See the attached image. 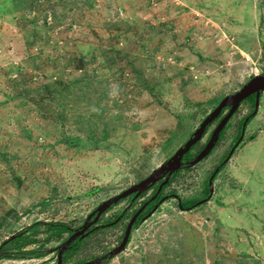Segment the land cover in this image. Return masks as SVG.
Segmentation results:
<instances>
[{
    "label": "rangeland",
    "instance_id": "1",
    "mask_svg": "<svg viewBox=\"0 0 264 264\" xmlns=\"http://www.w3.org/2000/svg\"><path fill=\"white\" fill-rule=\"evenodd\" d=\"M260 73L264 0H0V244L21 231L32 242L9 250H47L0 264H57L68 232L48 222L82 226ZM249 100L201 159L170 176L123 250L97 264H264V91L254 110ZM236 141L211 195L182 209ZM154 183L110 204L100 219L112 223L62 264L108 254Z\"/></svg>",
    "mask_w": 264,
    "mask_h": 264
},
{
    "label": "water",
    "instance_id": "2",
    "mask_svg": "<svg viewBox=\"0 0 264 264\" xmlns=\"http://www.w3.org/2000/svg\"><path fill=\"white\" fill-rule=\"evenodd\" d=\"M264 89V73L255 74L252 76L243 86L235 91L231 95H225L223 96L220 101L216 104V106L207 113L204 118L201 120L199 125L196 127V129L193 131L191 136H189L185 142L169 157L163 164H161L159 167L155 168L149 175L145 176L143 179L139 180L135 184H132L131 186L125 188L120 193L111 196L110 198L104 200L101 202L96 208L90 212V214L87 216L85 223L82 225V227L79 229L74 230L70 236L64 241L62 247L59 250L58 254V262L57 264H62V251L67 247V245L74 240L77 236L82 235L85 231V229L92 223L98 220L100 214L105 211L110 204L117 202L118 200L126 197L130 193L136 192L137 194L143 191L145 188H147L151 183L157 181L162 177V174L167 171V175L165 179L160 183L158 190L161 189L162 185L165 184L171 173L177 169H179L185 161H183L182 157L183 155L190 149V147L199 141L205 132L206 126L210 124L216 117L219 116V114L222 112V109L226 105H231L228 112L225 114V116L220 120L217 127L214 129L211 138L209 141L205 144V146L200 150V152L195 156L193 159L190 160V162H197L199 159H201L214 145L218 133L221 130V127L225 124V122L228 120L230 116L236 111L238 106L240 105V102L247 97L249 94L255 92L256 93V107L259 103V97H260V91ZM210 182H212V177L210 178ZM212 193V189H211ZM145 204L141 206L132 216V218L129 220L124 236L122 238V241L114 247L112 250L109 251V254H113L116 252L121 251L125 245L127 244L129 240V236L131 233V229L133 226L134 221L136 220L137 215L139 212L144 208ZM156 208V206H155ZM94 218L92 221L88 222L90 217L94 214ZM107 254H104L102 256H99L97 258H94L92 260L86 261L81 264H97L98 262L102 261L104 257H106Z\"/></svg>",
    "mask_w": 264,
    "mask_h": 264
},
{
    "label": "trees",
    "instance_id": "3",
    "mask_svg": "<svg viewBox=\"0 0 264 264\" xmlns=\"http://www.w3.org/2000/svg\"><path fill=\"white\" fill-rule=\"evenodd\" d=\"M252 115H253V113L250 114L249 117H247V118H250ZM241 126H242V123H241L240 127ZM207 128H208V126H206V129ZM195 144H193L190 147V149L185 153V156L187 158H192V157H194L197 154V151L199 150L200 147L195 152H191L192 151V148L194 147ZM229 153L231 154V151ZM227 154L222 158V160L220 161V163L217 165V168L216 169H219V167L221 168L223 165H225L226 158L229 157V155H230V154H228V155ZM216 171L213 172V174L211 176L212 178L216 174ZM170 181H171V179L169 180V182ZM208 181H209V179H208ZM206 187H207L206 192H205V194H204V196L202 198H200V199H193L191 201H182V202H180V205H182V209L193 208L196 205H198L199 202H202L203 200L207 199L211 195V189H210L211 182H206ZM162 189H163V187H162ZM162 189H160V190H162ZM160 196H162V195H160V191L158 190L157 187H155V189L153 191V194H152V198H154V199H152L150 201V203H153L154 201L158 200L160 198ZM163 197L164 196H162L161 198H163ZM141 220L142 219L139 218L137 221L134 222V224L141 222ZM47 224H48V227L51 229L52 233H57V234L59 233V234H61L63 232H68L67 238H68V236H69L70 233L74 232V230H76L77 228H80L81 227V226H79V227H76V228H70L68 226V224H66L64 222H48ZM95 231H97V230H95ZM18 234H20V235H18ZM21 236H24V235H22V233L20 231L19 233H17L15 235H13L11 237H8L5 240H3V242H1V244H0V256H4V257L14 256V257H17L18 258V257H22V256H24V257H29V256L30 257H40V256H43V255L46 254V252H47L46 249H40V250L32 249V250H28V253L26 252V254L25 253H21L22 251L20 252V250H17V248L14 251H13V249H10L9 250L10 247H9L8 243L15 242L17 239H18L17 241H21L23 243V246H25L28 242H32V240L30 239L29 235L28 236L25 235V237H23V238H21ZM85 237H87V236H85V233H83L82 235L77 236L74 240H72L67 245V247L62 251V263L67 259V255L68 254H71L73 251H75L77 249V245L79 244L78 241L79 240L81 241ZM14 245H15V247H17L16 242L14 243ZM23 246H21V247H23ZM68 251H70V252H68ZM85 259L86 258L80 259V261L77 262V263L80 264V263L84 262ZM104 261H107V258H105Z\"/></svg>",
    "mask_w": 264,
    "mask_h": 264
},
{
    "label": "flooded vegetation",
    "instance_id": "4",
    "mask_svg": "<svg viewBox=\"0 0 264 264\" xmlns=\"http://www.w3.org/2000/svg\"><path fill=\"white\" fill-rule=\"evenodd\" d=\"M250 79V78H249ZM248 79V80H249ZM247 80V81H248ZM246 83V82H245ZM244 83V84H245ZM240 89V88H239ZM264 91V89H262L261 91H260V97H261V94H262V92ZM249 97H253V100H254V103H253V106H252V110H254V108H256V93L255 92H253V93H251V94H249L247 97H245L241 102H243L244 100L246 101V100H248V101H250L249 100ZM260 97H259V102H260ZM220 101V100H219ZM218 101V102H219ZM217 102V103H218ZM240 102V103H241ZM259 104V103H258ZM216 106V105H215ZM214 106V107H215ZM230 104L229 105H226L223 109H222V112L220 113L221 114V117L218 119V121H217V124H215V126L210 130V132H209V134H208V136H207V138H206V140H205V142L200 146V148H199V150L197 151V154L200 152V150L205 146V144L209 141V139L211 138V135H212V133H213V131H214V129L217 127V125L219 124V122H220V120L225 116V114L228 112V110L230 109ZM234 113H235V111H234ZM233 113V114H234ZM232 114V115H233ZM250 114H252V112H249L247 115L249 116ZM231 117V116H230ZM204 118V117H203ZM217 118V117H216ZM215 118V119H216ZM247 118V117H246ZM246 118H245V120H246ZM214 119V120H215ZM249 119V118H248ZM213 120V121H214ZM212 121V122H213ZM207 126H209V124L207 125ZM241 127H242V129H241ZM241 127H239V132H238V136H237V141L238 140H240L241 139V137L243 136V134H244V129H245V124H242V126ZM206 131V130H205ZM221 133V130H220V132L218 133V134H220ZM191 136V135H190ZM218 138V137H217ZM217 140V139H216ZM237 141L235 142V143H233V145H231V147L229 148V150H228V154H230L229 152L231 151V153L233 152V150H234V146H236L237 145ZM197 154L195 155V156H197ZM227 154V155H228ZM194 156V157H195ZM231 156V154L229 155V157ZM171 157V156H170ZM194 157H192V158H187L186 156H185V154L183 155V157H182V159H183V161H190L191 159H193ZM217 167V166H216ZM216 167L214 168V170L211 172V174H210V176H209V179L211 178V176H212V174H213V172L215 171V170H217L216 169ZM178 170V169H177ZM176 171H173L172 172V174L171 175H173L174 173H175ZM218 171H216V173H217ZM167 175V171L166 172H164L163 174H162V177L160 178V179H158L155 183H154V185H156V187L157 188H159V185H160V183L165 179V176ZM170 175V176H171ZM215 176V175H214ZM214 176H213V179H214ZM169 180H170V177H169V179H168V182L167 183H169ZM167 183H165V184H167ZM165 184L164 185H162V187H164L165 186ZM154 185H151V187H154ZM162 189V188H161ZM145 190V189H144ZM143 190V191H144ZM159 191H161V190H159ZM142 192V191H141ZM141 192L140 193H136V192H133V193H130L129 195H127L126 197H131V198H134L135 196H137V195H139V194H141ZM133 194L135 195L134 197H133ZM153 194V193H152ZM152 194L149 196V198H147L144 202L146 203L145 204V206H144V208L139 212V214L137 215V217H136V220L135 221H137L139 218L140 219H143L144 217H146L148 214H151V212H154L155 210H156V208L159 206L158 205V202L157 201H155V203L153 202V204H151L150 205V201H149V199H151V197H152ZM163 196V195H162ZM162 196H160V198L162 197ZM126 197H124V198H126ZM160 198L158 199V201L160 200ZM123 199V198H122ZM121 200V199H120ZM120 200H118V201H120ZM149 201V202H148ZM144 202H143V204H144ZM148 202V203H147ZM157 204V207L155 208L154 206ZM160 204V203H159ZM141 205H142V203L139 205V206H137V207H135V209L132 211V213L130 214V217L128 218V220H127V222H126V226H127V224H128V222H129V220L132 218V216H133V214L141 207ZM149 205V206H148ZM148 206V207H147ZM126 210V207H124L123 208V212ZM104 212V211H103ZM102 212V213H103ZM102 213L100 214V216H99V218H98V220H96L95 222H92L86 229H85V231H84V233H85V236H90V234L91 233H93L95 230H99V228H103V227H108V224H110V223H112V221H106V220H101L100 219V217H101V215H102ZM95 214L96 213H94L91 217H90V219L88 220V222H90V221H92L93 220V218H94V216H95ZM122 214L120 213V214H118V217L120 218V216H121ZM134 221V222H135ZM134 224V223H133ZM126 226H125V229H126ZM82 227V226H81ZM80 227V228H81ZM133 227V226H132ZM79 228V229H80ZM78 229V228H77ZM125 229H123L122 230V232H121V238H120V240L119 241H117V244L115 245V246H113L112 248H109V250L107 251L108 252V254H107V258H109V256H111V255H114V254H116V253H113V254H109V251L110 250H112L114 247H116L121 241H122V238H123V236H124V232H125ZM70 234H72V233H70ZM69 234V235H70ZM129 242V241H128ZM128 242H127V244H128ZM126 244V245H127ZM125 245V246H126ZM123 250V249H122ZM99 256V255H98Z\"/></svg>",
    "mask_w": 264,
    "mask_h": 264
},
{
    "label": "clouds",
    "instance_id": "5",
    "mask_svg": "<svg viewBox=\"0 0 264 264\" xmlns=\"http://www.w3.org/2000/svg\"><path fill=\"white\" fill-rule=\"evenodd\" d=\"M245 124V123H244ZM206 130V129H205ZM197 143V142H196ZM195 144V143H194ZM176 171V170H175ZM166 177V176H165ZM156 182V181H155ZM168 182V181H167ZM166 182V183H167ZM212 182H213V178H212ZM212 182H211V186H212ZM164 185V184H163ZM162 188V187H161ZM212 189V188H211ZM156 206V205H155ZM154 206V207H155ZM181 207H182V205H180ZM109 208V207H108ZM73 233V232H72ZM70 236V235H69ZM130 237V236H129ZM112 256V255H111ZM97 257H99V256H97ZM97 257H95V258H97ZM107 257V256H106ZM110 257V256H109ZM92 259H94V258H92ZM92 259H90V260H92ZM87 261H89V260H87ZM83 263V262H82ZM81 264V263H80Z\"/></svg>",
    "mask_w": 264,
    "mask_h": 264
}]
</instances>
